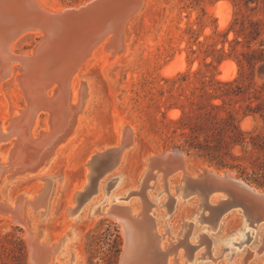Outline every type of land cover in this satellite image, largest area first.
I'll use <instances>...</instances> for the list:
<instances>
[{
    "label": "rangeland",
    "instance_id": "1",
    "mask_svg": "<svg viewBox=\"0 0 264 264\" xmlns=\"http://www.w3.org/2000/svg\"><path fill=\"white\" fill-rule=\"evenodd\" d=\"M83 1L40 0L39 3L55 10ZM144 7L142 14L129 25V50L122 60H113L109 52L98 49L92 51L86 59L85 68L80 70L93 82L89 84L90 91L100 94V108L93 116L94 123L83 131L78 128L76 141L70 142L74 135L68 140L72 144L70 150L66 155L56 154L44 171H40L39 177L35 173L26 174L10 183L3 181L0 188L11 185L3 192L8 198L20 193L31 197L47 180L52 184L48 211L46 207H40L39 213L46 209V215H35L40 223L43 219L46 221L49 236L57 240L69 221H75L83 233L75 244L81 256L79 264H118L125 238L116 219L103 213L88 218L86 210L80 213L79 218L77 215L73 219L72 213L79 206L72 203L65 220L55 209L59 201L57 207L61 209L65 204L62 207L64 210L70 204V189L75 186L73 193L83 185L84 171L87 169L88 172L83 163L93 154L92 150L101 152L117 145L119 127L131 126L138 148L135 147L134 153L130 149L132 143L123 156L121 166L102 180L106 185L98 197V200L102 199L99 208L108 201L127 205L130 197L139 201L137 193L141 190L143 197L152 201L155 211L157 208L160 213L165 210L164 216H167L158 217L163 235L162 246L166 247L171 240L178 245L183 243L179 247L182 264L189 263L192 255L194 257L199 251L202 252L198 260L189 264H240L242 256L251 252L257 242V249L262 245L263 231L250 228L254 231L244 234L247 229L240 230L242 228L238 227L240 213L227 215L221 220L220 235L216 234L215 228L208 226L209 222H205L206 226L200 220L195 221L190 215L196 210L198 215L194 212L192 216H201L199 199L196 195L179 197V191L175 190V180L181 178L179 172L167 178V182H173L171 189L169 183L161 185L163 173L157 172V168L147 171L141 186L146 190L136 189L135 180L143 168V156L178 148L184 154L185 171L191 172L202 165L229 170L234 176L264 190V0H147ZM27 33L17 39L13 49L39 59V69L30 84L37 93L44 89L47 99H32L44 107L36 115L33 133L36 138L40 130H49V118L54 120L53 111L57 104L51 105V100L56 101L60 96V68L57 70L60 65L55 64L53 68L49 45L43 38L39 40L42 34ZM171 63L174 68L170 67ZM16 71L17 64L13 65L12 73L6 75L8 77L0 79V122L5 127L19 115L20 110L33 104L29 103L26 88L15 77ZM81 80L87 85L85 77ZM237 132L243 133V143L235 144L228 137L237 135ZM222 137L230 143L223 141L225 144L219 150H211L213 155H208L204 147ZM14 139L0 143V154L8 155ZM18 154L22 156L21 152ZM219 161L226 166H220ZM122 174L129 176L121 185V191L125 190L123 193L118 185L119 175ZM154 174H159L160 183L156 184ZM176 197L178 200L173 206ZM188 198L191 200L182 203ZM29 209L35 213L31 205ZM208 213L206 209L203 215ZM182 219L186 221L183 229ZM165 222L169 223L170 236L167 228L163 227ZM33 223L36 228V221ZM194 223L200 230L208 227L205 230L210 236L203 231L195 237L188 235ZM242 238L250 239L242 242ZM252 243H255L254 246ZM251 259L249 264H264V250ZM29 260L25 229L16 220L0 216V264H30Z\"/></svg>",
    "mask_w": 264,
    "mask_h": 264
},
{
    "label": "bare ground",
    "instance_id": "2",
    "mask_svg": "<svg viewBox=\"0 0 264 264\" xmlns=\"http://www.w3.org/2000/svg\"><path fill=\"white\" fill-rule=\"evenodd\" d=\"M39 1L40 0H35V2L37 4L36 9L38 10V13H39V15L41 17H42L41 13L43 15H48L51 12H57L58 11V9L50 10V9L42 6L39 3ZM65 8L68 9L69 6L68 7L67 6L63 7V9H65ZM143 9L133 19H130L127 22H125V24H123L121 28H118V29L117 28H113L114 29L113 33H112L113 35L112 34L109 35L107 37V39H105L103 41V43L101 45L97 46L94 50L100 49V52H102L103 50L105 51L106 50L105 49V45H107L109 51H111V53L113 54V56H111V53L109 52L110 53L109 57H112L113 60H117V61L119 59L122 60L123 57L125 56L126 52L128 53V50H129V43H128V39H129V25L131 24V22L136 17L137 18L139 17L138 15L143 11ZM106 10H110V8H107V9H105V8L99 9L98 8V10L94 13L95 20H93L92 23L90 24V28L87 29L86 34H83L82 36H79V37L78 36H74V34H76V33H74L75 31L79 32L81 30V29H74V31L72 30L73 31L72 33L70 31L71 34L69 33L68 36L61 37L62 40H61L60 44L58 42H54L51 45H50V40L48 38H46V36H42V38L45 40V42H47L48 45H49V48H50L49 50H50V53H51V54L49 53V57H50V60H51V64L53 65V68L55 67L54 66L55 64L60 65L59 67H57V70L60 68L58 70V72H59L58 75H60V76H58V77L61 78L60 79L61 84L59 85V87H60V96H58L56 101L55 100H51V105L52 104H54V105L57 104V108L54 109V111H53L54 120H52L51 127L49 128L50 131L49 130L48 131L49 132L53 131L52 133H55V132L59 131L60 129L64 128V127H65L64 130H70V128L72 127L71 128L72 134H71V136L69 138L66 139V141L64 143H62L61 145H59L57 147V149L54 152V155L52 156V158L49 160V162L46 165H44L43 167L38 169L36 172H26V173H23V175H21V176L18 175V173L21 172L20 170L24 169L22 171H25L27 167L29 169H31V167L35 164L34 157L36 156L37 152L46 145V142L44 143V141L47 138L51 137V135L48 136V134H47L48 131L44 132L43 130H40V132H39L42 135L40 139H37V137L34 138V135H33L34 128H35L36 123H37V119H36L37 112L41 108H44V107H41L40 105H38L37 102H33L32 99L42 100V101L47 99V96L45 94V90L44 89H41V91H40L41 93L40 92L37 93L36 89H34L32 87V85L30 84V82L36 76L37 71L39 69V59L36 58L35 55H29V54H26V53H17L13 49V44L17 41V39L19 37L23 36L24 34H28L27 32H30V33H33V34L37 33L39 36H41L42 33L39 31L38 28L30 27L29 29L20 32L11 41H10V39L9 40L8 39H0V79L4 78V76H6L7 74L9 76L12 73V71H13V65L17 64L18 71H16L15 77L18 78L19 81L26 88V90H27L26 91V93H27L26 95L29 98V103L33 102L32 105L31 104L29 105L28 109L21 110V111H24L25 114H27L25 117L22 116L21 120L12 121L9 126H6V127H9V129H10L9 132L6 131V127L3 126V124L0 122V138H2V137L10 138L13 134L17 135V136H15V140L16 141L14 142V145H13V147L16 148V149H14L16 155H13V153H12V155H11L12 158L9 160L8 155H6V153H5V155L4 154H0V186L3 183V181H6L7 183H10L14 179L22 177V176H24L26 174L35 173L34 175L39 177L40 173H41L40 171L41 170L44 171V168H46V166L52 161V159L55 157L56 154H58V155H66V152H68L70 150L72 144H69L68 140H70L72 138V136L74 135L73 138L70 140V142H75L76 141V139H77V135L76 134H77V131H78L77 129L78 128H80L81 131H83V130H86L89 125L94 123V122H92L93 116H95L96 112L100 108V102L98 100L100 94L97 91H95V92H93V91L91 92L90 91L91 88L89 87V84L93 83V82L91 81V78L89 76L83 75L82 72L80 71L81 68H85V65L87 64V63H85L86 60L80 62L83 56H81V58L78 57V56H79V50L81 51L83 49L82 41L85 39L86 41H88V42L90 41V43H91L92 42V38L93 37H97L102 32V29L105 28V25H106L105 21L106 20H104L102 17H103V13H106L105 12ZM79 21H83V20H79ZM2 26L6 30V26L5 25H2ZM91 34H92V36L90 38H88ZM118 49H121V51L118 50ZM76 51H77V54H76ZM92 53L93 52H91V54ZM91 54H90V56H91ZM60 57L65 59V60H63V61L60 60L61 59ZM223 63H225V62H223ZM172 64L173 63L170 64V67H171ZM221 66H223V65H221ZM172 67H173V65H172ZM168 68H169V66H168ZM168 68H166V69H168ZM223 69H224V67H223ZM168 70H171V69H168ZM171 72L173 73V70ZM8 76H6V77H8ZM75 76H78L77 77L78 79ZM82 77L86 78L87 85H86V83L84 81L81 80ZM75 78H76V80H75ZM79 83H81V85H80V87L78 89ZM77 93H79V96H77ZM85 108L87 109V112L84 111ZM25 110H27V112ZM169 113H171V112L169 111ZM79 114H80V116H79ZM123 127H124L123 125L121 127H119V130H118L119 141L117 142V144H119V142H120V134H121V129ZM125 127H127L132 132L133 145H132V147L130 149H132V151L135 153V147L138 148V143H136L133 127L126 126V125H125ZM20 140L22 142L21 144H20ZM18 145H21L20 148H18ZM76 148L77 147L75 146V149ZM92 151H93V154H94V152H97L95 150H92ZM19 152L22 153V156L18 154ZM93 154H91L89 156V159H90V157ZM123 156H122L121 160L119 161V163L114 168V170L111 171L110 173L106 174L103 177L102 180H104V178L109 176V174H112L116 169H118L119 166H121ZM152 158H155L154 154L153 153H148L146 156L142 157V160L144 162L147 159L152 160ZM183 158H184V155H183ZM87 161L85 163H83V165H86ZM143 162H142V164H143ZM186 162L188 163V160ZM198 167L199 168L200 167H207L208 169H212L213 171H215V168H211V167L206 166V165H202V166H198ZM86 170L84 171L85 172L84 173L85 180H84L83 185L81 187H79V189L77 188V190H75L73 193H72V191L74 189H76L75 186L73 188H71L70 191H69V196L71 195L70 204L68 206H65L64 210H62V207L65 204L63 206H61V209L57 207L59 201L56 204L55 212L56 213H60L61 212V214L63 215V218L65 220H67V217H68V215H66V209L70 208L71 206H73L72 205V203H73L72 199H73L74 193L79 191V190H82L83 187L87 183L88 172ZM144 171H145V169H144V166H143L141 172L139 173L138 179L135 180L136 189H138V188L143 189V190L145 189L144 187L141 188L140 187V183H139L140 182L139 180H140V178H141V176H142ZM192 173H194V172H192ZM232 175L234 176L233 173H232ZM119 176H120V180L118 182V185H120V192L123 193L125 190L121 191L123 189V187L121 185L126 181L125 179L128 178L129 176L125 175V174H122V175H119ZM116 177H118V176L116 175ZM154 177H155V179H157L156 180V184L160 183L159 182L160 179H158V177H160L159 174H158V176H157V174H154ZM102 180L98 183V187H97V190L95 191V193H93L85 202H83V204H81L75 211H73V213H72L73 219L77 215H78V218H79L80 213H82L85 210L87 211V217L88 218H90V217L92 218V217L97 216V214L103 213V215H105L107 217L116 219V221L120 222V224L122 226L123 233H124V238H125V244L123 246V250H124V248H126V242H127V237L126 236H128L127 232H126V229L129 230V231L134 229V226L132 225L130 220L138 219V214L141 213L142 216L148 217L150 219L149 220V219L146 218L147 221H148V222H146V226H147V228H152L151 231L154 230V235L157 236V238L160 240L161 245H162L163 235L160 233V228L158 226V223H159L158 217L159 218L162 217V216L166 217L167 214H166V216H164L165 215V213H164L165 210L163 211L164 214L160 213L158 208H157L158 211L157 210L155 211V209H153L154 204L146 196L143 197V199H144L143 207L141 206L140 199L138 201L137 199H131V197H130V202L128 204L126 203L127 205L118 204L116 202L112 203V201H108L106 205H103L101 208H99V203L102 201V199L98 200V197L101 196V194H102V192H103V190L105 188V185H106V182H104ZM168 181H171V179L168 180ZM175 181L178 182V180H175ZM49 183L50 182H47V184H49ZM116 183H114V185ZM161 183H162V181H161ZM167 183H169V188L171 189V187H173V186H171L172 185L171 183H173V182L171 181V183L170 182H167ZM53 185H54V182H53ZM66 185H67V183H66ZM161 185H163V183ZM8 186L10 187L11 185H8ZM5 187H6V185L3 188H0V216L4 215V217H7V219L16 220V223L22 225V227L25 229L26 238H27V241H28V244H29V249L31 248V250H32V248H33V251L36 253V256H37L36 262L33 259L29 260L30 264H79V263H81V256L79 254L78 249L75 247V244L79 242V240L81 239V236L83 234L82 230H81V227L78 226V223H75V221H69L68 226L63 231L62 235L57 240H55V238H51V236H49L50 235L49 234L50 231L48 229L46 221L43 219V221L40 223L41 220L36 218L37 215L41 214V213H39L38 209L40 207H42V204H43L41 199L38 198L36 195L40 192V190L42 189L43 185L31 197L30 196H26L23 193H20V194L14 196V197L8 198L6 196V194L5 195L3 194V192L5 190ZM110 187H112V186H110ZM161 187L164 189L163 186H161ZM130 188H132V187H130ZM52 190H53V186H52ZM111 190L112 189H110V191ZM107 192H108V190H107ZM175 192L172 193V194H175ZM154 193L155 192H153V194ZM51 194H52V192H51ZM137 194H139L140 197L143 196L142 195L143 192L141 190ZM145 195H146V193H145ZM159 195H160V193H159ZM187 195H189L188 192H187V189L179 191V197L182 196L180 198H184L185 196L187 198L188 197ZM191 197H193V196H191ZM220 197L221 196L218 195V194H213L210 197V203L214 204L215 201H217ZM114 198H117V197H114ZM155 198H157V197H155ZM176 199H177V197L174 198V200H176ZM193 199L195 201L198 200V199H195V198H193ZM66 200H68V198ZM189 200H191V198H188L186 200V202L182 201V203H187ZM49 202H50V197H49V200H48V204H49ZM48 204H47V206H48ZM163 204L161 203V205H163ZM30 205L34 208L35 213L29 209ZM47 206H46V209L48 208ZM116 206H119V207L122 206L123 209H121L119 211V213H121L124 217H126V216L130 217V220L129 219L122 220L120 216L116 215V213H114L113 210H112ZM157 207H159V206H157ZM46 209L41 214L42 217L46 215V213H47ZM99 209H101V210H99ZM96 210H98V211L95 212ZM47 211H48V209H47ZM194 212H196V215H198L196 210ZM194 212H191V213L193 214ZM36 213H37V215H35ZM198 213H199V211H198ZM233 213H238V212L236 210L228 211L226 214H224L220 218V220L217 223L216 222L215 223H213V222L211 223L209 220L206 219V217L200 218V216H196V215L192 216V214L190 215V217H192V218L194 217L195 221L196 220L197 221L200 220L201 222H204V224H205V222H209L210 224L208 223V226L210 225L211 227L215 228L216 234L220 235L219 231H220V226H221L220 225L221 220H223L227 215H230V214H233ZM34 220L36 221V228L34 227V223H33ZM194 225H195V223L193 224V227L189 229L190 233H188V235L190 234L192 237H195V236H197V234L199 235L202 231L205 232V234L209 235L206 232V230H205L208 227H206V228L202 227L203 229L200 230L201 228L199 229V227L194 226ZM28 226L30 227L31 230L27 229ZM163 227L167 228V233L170 236L172 233H171V229L169 228V223L165 222ZM238 227L242 228L240 230L247 229V231H245L244 234H246L248 231L249 232L251 231V233H252V231H254L255 229L264 232V227L263 226H258L254 230H251L252 227L249 226V224L246 223L243 220H240V223L238 224ZM51 228L52 227H50V229ZM209 230H210V228L207 231H209ZM192 231H193V234H192ZM66 232H69L68 236L66 235ZM35 234L36 235L40 234V237H39L38 240L34 239ZM62 236H64V237H63L62 240H60V238ZM187 238H188V236H187ZM242 239H243L242 242H244V241L246 242L250 238L249 239L247 238L248 240L247 239L245 240L244 238H242ZM195 242H196V239H195ZM255 242H257V241H255ZM170 243L173 246V248L174 247L176 248V250H174V254L177 255L178 258L177 257H172V258L170 257L168 259V264H182L183 260H182V255H181L179 247L182 246L183 243L179 242L180 244L178 245L177 242L173 241V240H171ZM187 244H188V242H187ZM203 244L205 245V243H203ZM203 244H201V246ZM254 244L252 243L253 246H254ZM257 244H258V242H257ZM257 244H256V246H254L253 249H251L252 251H251L250 255L252 256L251 257L252 259L257 257V253L263 251V250L262 251H258L257 250V247H258ZM188 245L190 246V244H188ZM248 250H249V248H248ZM201 252L199 251V252H197V254L194 255V257H196V259H194L193 255H192L191 260H190L189 263H191V262L195 263L198 260V257H199L198 255H200ZM249 252H247V253L249 254ZM245 255L242 256V258L240 259V262L242 261V259L244 258ZM204 257H202V258H204ZM189 263H185L184 262V264H189ZM249 263H250V261L247 264H249Z\"/></svg>",
    "mask_w": 264,
    "mask_h": 264
},
{
    "label": "water",
    "instance_id": "3",
    "mask_svg": "<svg viewBox=\"0 0 264 264\" xmlns=\"http://www.w3.org/2000/svg\"><path fill=\"white\" fill-rule=\"evenodd\" d=\"M146 1L147 0H85L78 4L68 5V9H63V7L59 8L57 12H51L48 15H43L41 13V17L36 9L37 4L35 0H0V39H10L11 41L20 32L34 27L39 29L43 34L42 36H46V38L50 40V45L54 42L60 44L62 40L61 37L68 36L70 31L72 33L74 29H81L79 32L75 31L74 33L76 34H74V36L79 37L86 34L87 29L90 28V24L95 20L94 13L98 8H110V10L105 11L106 13H103L102 18L106 20V25L105 28L102 29V32L97 37H93L91 43L85 39L82 41L83 49L81 51L79 50L78 56L80 58L83 56L80 61L82 62L86 60L88 55H90L97 46L101 45L103 41L113 33V28H121L125 22L133 19L144 8ZM2 25L6 26V30ZM91 36L92 34L88 38ZM41 39L42 37H40L39 40ZM105 49V51L111 53L107 45H105ZM118 50L121 51V49ZM111 56H113L112 53ZM25 111L27 112V110ZM26 115L24 111L20 110L19 115L15 116L11 122L16 120L19 121L22 116L25 117ZM51 122L52 120L49 118V128L51 127ZM64 128L55 133H52L53 131L49 132V129L47 134L48 136L51 135V137L44 141L46 145H43L44 147L42 146L43 148H41L34 157L35 164L31 169L27 167L28 169L26 168L25 171H22L24 169L20 170L21 172L18 173L19 176L26 172H36L49 162L57 147L64 143L72 134V127L70 130H64ZM9 130V127H6V131L9 132ZM12 136L10 138H0V143L12 140L17 135L13 134ZM41 136V133H39L37 139H40ZM15 141L14 139V142ZM132 143V132L124 126L121 129L119 144L107 147L101 152H94L86 163L88 167L87 183L81 191L74 193L72 199V202L75 203L77 207L95 193L98 183L106 174L114 170ZM14 149L16 148L12 147L7 153L9 160L12 158V153L16 155ZM153 154L155 158H152V160L147 159L143 162L145 171L139 180L140 187L146 179V173L149 169L153 171L157 168V172H162V182L163 185L166 186L168 176L179 172L181 173V178L178 180L175 190L181 191L187 189L189 194L187 196L196 195L198 197L199 207L201 208L199 213L201 215L200 218L206 217L211 223H217L228 211L236 210L240 213L241 220L248 223L253 229L258 226L264 227V190L247 183L239 177L233 176L232 172L228 170L215 169V171H213L207 167H195L191 172L185 171L184 154L178 148H171ZM50 193L51 184H47L46 180L42 189L36 195L43 202L42 207L44 208L48 204ZM213 194L221 196L214 204L210 203V197ZM173 201L174 206L175 200ZM140 203L143 207V196L140 197ZM121 209H123L122 206H116L112 210L116 215L120 216L122 220H130V217L126 216V218L119 213ZM206 209H208L209 213L207 216H204L203 213ZM70 211V208L66 209L67 215ZM146 218L149 219L139 213L138 219L130 220L134 229L130 231L126 229L128 235L126 236V248L122 251L118 264H168V259L170 255L174 254L176 248H173L171 243L163 247L160 240L154 235V230L151 231L152 228H147L146 222L148 221ZM185 225L186 221L182 219V229ZM27 229L31 230L29 226ZM66 235L68 236L69 232H66ZM39 237L40 234H35L34 239L38 240ZM63 237L64 236H62L60 240H62ZM257 250H264V240ZM34 253L33 248L32 250L30 248L29 259H33L36 262L37 256L36 253ZM250 253L244 256L240 264L248 263L252 257Z\"/></svg>",
    "mask_w": 264,
    "mask_h": 264
},
{
    "label": "trees",
    "instance_id": "4",
    "mask_svg": "<svg viewBox=\"0 0 264 264\" xmlns=\"http://www.w3.org/2000/svg\"><path fill=\"white\" fill-rule=\"evenodd\" d=\"M260 51H263V50H260ZM228 137L235 144H240V143H243L244 142V136H243V133L242 132H237V135H235V134L234 135H228ZM223 141L224 142H228V141L224 140L223 137L222 138H217V139L214 140V143L213 144H207L204 147V150H206V152H207L208 155H211L212 154L211 153V150H219L222 147V145L225 144ZM251 142H253V141H251ZM228 143H230V142H228ZM218 164L220 166H226V163H223L222 161H219Z\"/></svg>",
    "mask_w": 264,
    "mask_h": 264
}]
</instances>
